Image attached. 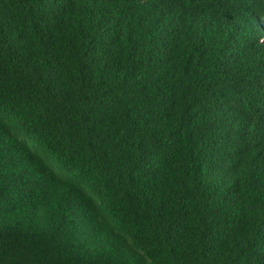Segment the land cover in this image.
<instances>
[{"label": "trees", "instance_id": "16d2710c", "mask_svg": "<svg viewBox=\"0 0 264 264\" xmlns=\"http://www.w3.org/2000/svg\"><path fill=\"white\" fill-rule=\"evenodd\" d=\"M0 264H264V0H0Z\"/></svg>", "mask_w": 264, "mask_h": 264}]
</instances>
